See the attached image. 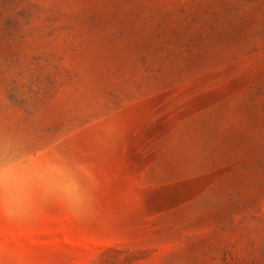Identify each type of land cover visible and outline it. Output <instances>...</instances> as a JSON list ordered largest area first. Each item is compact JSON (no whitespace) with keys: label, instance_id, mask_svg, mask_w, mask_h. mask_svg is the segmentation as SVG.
I'll list each match as a JSON object with an SVG mask.
<instances>
[{"label":"rangeland","instance_id":"374dc122","mask_svg":"<svg viewBox=\"0 0 264 264\" xmlns=\"http://www.w3.org/2000/svg\"><path fill=\"white\" fill-rule=\"evenodd\" d=\"M0 142L87 193L0 264H264V0H0Z\"/></svg>","mask_w":264,"mask_h":264},{"label":"clouds","instance_id":"9594fccd","mask_svg":"<svg viewBox=\"0 0 264 264\" xmlns=\"http://www.w3.org/2000/svg\"><path fill=\"white\" fill-rule=\"evenodd\" d=\"M78 169L64 159L38 162L11 144L0 142V215L24 212L37 199L64 205L68 210L86 196Z\"/></svg>","mask_w":264,"mask_h":264}]
</instances>
